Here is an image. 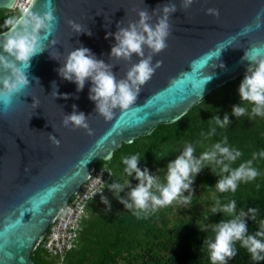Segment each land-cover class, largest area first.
<instances>
[{
	"label": "water",
	"instance_id": "water-1",
	"mask_svg": "<svg viewBox=\"0 0 264 264\" xmlns=\"http://www.w3.org/2000/svg\"><path fill=\"white\" fill-rule=\"evenodd\" d=\"M18 1L0 0V9H15ZM169 2L178 11L169 17L168 47L153 57L160 67L129 109H116L106 120L88 98L91 82L77 93L57 69L82 45L113 64L117 79L124 78L131 65L109 59L115 40L114 35L105 39L106 34H114L118 23L126 27L137 21L139 11L151 14ZM209 8L218 9L219 16L207 14ZM24 9L41 15L52 11L56 20L51 35L43 39L42 34L45 51L37 49L28 69L20 66L30 86L8 112L0 103V264H36L31 254L48 225L99 159L106 161L121 144L177 121L227 82L245 76L250 62L241 58L246 52L264 57V0H194L187 10H180V0H30ZM68 21L92 35L77 34ZM132 62H138L135 55ZM53 81L58 94H71L68 99L52 94ZM72 105L88 117L89 129L64 126Z\"/></svg>",
	"mask_w": 264,
	"mask_h": 264
},
{
	"label": "clouds",
	"instance_id": "clouds-1",
	"mask_svg": "<svg viewBox=\"0 0 264 264\" xmlns=\"http://www.w3.org/2000/svg\"><path fill=\"white\" fill-rule=\"evenodd\" d=\"M193 3L194 0H180V10L189 9ZM177 11V5L173 2L158 5L151 14L147 10H141L138 12L137 21L128 23L126 27L118 23L114 34L111 32L106 34L105 39L114 35L115 40L111 46L109 59L124 60L131 65L124 78L117 79L112 71L113 64L98 59L89 48L82 45L67 53L57 69L59 77L74 83L77 93L83 91L86 82L90 81L88 98L95 104V112L106 120H111L116 109H129L137 99L141 86L148 82L160 67L161 61L153 63V57L168 47L167 41L172 34L169 17ZM207 14L219 16V10L209 8ZM55 20L52 11L41 15L29 9H22L19 15L10 16L4 21L6 30L0 33L2 37L0 39V103L3 104L5 113L11 109L13 101L19 99L24 90L30 86L28 75L20 66H26L28 69L30 61L37 54V49L39 48L40 52L45 51L41 44L42 34H44L43 39L51 35L55 28ZM68 23L77 34L92 35L89 29L85 31L73 21ZM134 55L138 58V62H132ZM50 57L59 61L57 56L50 55ZM241 60L250 63L238 87L240 101L251 105L252 117H264V57L250 56L246 52ZM220 67L223 68L224 65L221 64ZM213 75H208L205 83L210 81ZM33 79L39 83L37 78L33 77ZM52 89L55 97L60 95L63 99H68L71 95L58 94V85L55 81L52 82ZM72 109L70 114L64 116V126L89 129L88 117L83 112L77 111L76 105H72ZM247 113L248 108L240 106L239 103L231 108L234 117L244 116ZM213 121L219 128H225L231 123L228 113H225L222 119L216 115ZM215 131L216 129L212 128L208 135H214ZM52 139L58 146L60 141L55 136H52ZM194 151L193 146L188 144L175 159L167 163L166 184H162L157 176L150 174L147 167L141 169L138 166L141 157L137 154L123 158V164L126 165L125 173L129 177H133L134 174V178L139 181L135 187L128 182L127 188L130 190L127 192V198L120 196L125 186L116 182L104 183V185L113 192L125 209L131 210L137 218H147L158 208L171 205L174 201L190 203L194 195L192 185L196 176L205 167L212 166L209 170L220 176L215 183L218 192L235 193L240 183H249L258 177L260 173L253 166V161L258 157L264 158V151L253 153L252 159L232 168L231 165L241 157L242 153L229 146L226 137L198 157L194 155ZM215 168H219L218 173H214ZM102 192L103 190L95 194ZM186 192L187 196L184 195ZM98 198L110 210L108 198L102 194ZM212 212L226 214L231 219L220 220L213 227L215 238L208 241L211 264H227L228 260L237 255L235 247L237 242L247 250L252 261H264V222L261 223V230L256 231L254 235L248 233L246 223V218L256 219V208H249L247 212L241 210L237 214L235 200L221 205L217 199Z\"/></svg>",
	"mask_w": 264,
	"mask_h": 264
},
{
	"label": "trees",
	"instance_id": "trees-1",
	"mask_svg": "<svg viewBox=\"0 0 264 264\" xmlns=\"http://www.w3.org/2000/svg\"><path fill=\"white\" fill-rule=\"evenodd\" d=\"M3 10L5 9H0V31L6 30L4 21L10 17L3 14L1 12ZM243 77L239 76L227 82L177 121L160 124L150 134L139 137L131 143L121 144L107 160V164L114 172L111 182L119 178H130L124 171L126 167L123 164L124 157L138 154L141 157L138 166L146 167V164L152 161L151 154L154 156L157 154L158 165H163L165 160L173 156L172 145L186 140L194 142L198 138L215 144L226 137L228 145L242 153L241 157L231 165L232 168L252 159L253 153L264 151V117H252L251 105L240 101L238 95V87ZM238 103L242 107H247L248 113L234 117L231 108ZM225 113L229 114L231 123L225 128H219L215 125L213 117L218 115L222 119ZM212 128L216 129L215 134L209 136L208 133ZM98 163L103 165L104 160L99 159ZM253 166L260 173L254 181L240 183L235 193L219 192L215 201L218 199L223 205L235 200L237 214L241 210L247 212L249 208H256V219L246 218L248 233L254 235L256 231L261 230V223L264 222V158L258 157L253 161ZM218 172L219 168H215L214 173ZM205 175L203 190L214 189L220 176L208 169ZM163 184H166V177ZM120 196L127 198L123 193ZM109 202L110 210L105 205L95 215L89 218L88 214L83 220L79 245L67 254L64 264H84L87 260L90 264H114L120 250H129L132 246H139L142 252L128 258L126 264H211L209 250L204 246L203 240L207 243L214 240V225L220 220L231 219L226 214H215L212 212L213 208L210 209L209 224L198 227L201 229L199 237L194 235L193 225L188 224L185 219L179 224L183 229L162 230L154 226L151 221V215L154 213L147 218H137L116 198L110 199ZM100 203H102L100 198L93 200L87 211L92 213L95 206ZM235 247L237 255L228 260L227 264H264V261H252L247 250L241 247L239 242ZM82 251H87L88 255H82ZM31 258L36 264H52V260L38 246L32 252Z\"/></svg>",
	"mask_w": 264,
	"mask_h": 264
},
{
	"label": "rangeland",
	"instance_id": "rangeland-1",
	"mask_svg": "<svg viewBox=\"0 0 264 264\" xmlns=\"http://www.w3.org/2000/svg\"><path fill=\"white\" fill-rule=\"evenodd\" d=\"M22 2L20 1L19 7L17 6L15 9L12 10H3V14H7L10 16H17L22 10L21 6ZM191 144L193 148L195 149L194 155L199 156L202 152L208 151L212 148L214 145L211 141L209 140H204L198 138L195 139L194 142H190L188 140L177 143L175 145H172V154L170 159H167L164 161L163 165H158L159 161L156 160L157 154L154 156L151 154L152 161L150 163L146 164V167L149 169L150 174H153L154 176H157L160 180V182L163 184L164 183V178L167 175V168L166 165L169 161L175 159V157L180 154L184 148L188 145ZM170 153V151H168ZM108 161H104L103 164H106L109 166ZM102 165L100 163H96V166ZM110 167V166H109ZM212 166H209L211 168ZM111 168V167H110ZM141 169L145 168L140 167ZM208 167H205L195 178V182L192 185V188L194 189V195L191 197V201L188 204H184L179 201H174L171 205H168L163 208H158L154 214L151 215V221L154 226L160 227L162 230H167L171 229L172 231L174 230H180L183 229V227L179 226L180 221L182 219H185L188 224H192L194 228V235L201 236V229L198 227H205L209 224V219H208V214L209 210L214 208L216 206V201L215 198L218 195V191L216 188L210 189V190H203L202 188V183L204 178L206 177L205 173ZM112 169V168H111ZM113 170V169H112ZM116 183H119L123 186H125L124 191H122L120 194H125L127 196V192L130 190L127 188L128 182L132 187H135L139 181L133 177L130 178H119L118 180L115 181ZM114 182H111L112 184ZM105 197L108 198V200L115 198L113 192L109 191L108 188H106V191L103 194ZM185 196L188 195V193H184ZM123 205V204H121ZM105 204L100 203L95 206L94 211H87V216L89 214V218L91 215H95L97 212H99ZM184 228H187V226H184ZM204 246L208 248V243L203 240ZM79 245V243H78ZM145 247V246H144ZM141 248L139 246H132L129 248V250H120V254L114 264H126V260L128 258H131L134 254L141 253ZM82 255H88V252L82 251ZM90 261L87 260L84 264H90Z\"/></svg>",
	"mask_w": 264,
	"mask_h": 264
},
{
	"label": "built area",
	"instance_id": "built-area-1",
	"mask_svg": "<svg viewBox=\"0 0 264 264\" xmlns=\"http://www.w3.org/2000/svg\"><path fill=\"white\" fill-rule=\"evenodd\" d=\"M20 1L21 8L24 9L30 0ZM113 175V170L106 164L95 165L86 180L48 225L45 235L37 246L48 255L52 264H64L67 254L77 248L88 206L104 194L107 188L104 183L110 184ZM101 190L102 193L95 194Z\"/></svg>",
	"mask_w": 264,
	"mask_h": 264
},
{
	"label": "bare ground",
	"instance_id": "bare-ground-1",
	"mask_svg": "<svg viewBox=\"0 0 264 264\" xmlns=\"http://www.w3.org/2000/svg\"><path fill=\"white\" fill-rule=\"evenodd\" d=\"M19 5H20V0H19L18 3H17V6H18V7H19ZM25 6H26V5H25ZM25 6H24V7H25Z\"/></svg>",
	"mask_w": 264,
	"mask_h": 264
}]
</instances>
